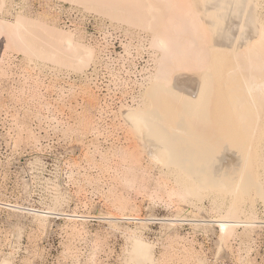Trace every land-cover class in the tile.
I'll return each instance as SVG.
<instances>
[{
  "label": "bare ground",
  "instance_id": "bare-ground-1",
  "mask_svg": "<svg viewBox=\"0 0 264 264\" xmlns=\"http://www.w3.org/2000/svg\"><path fill=\"white\" fill-rule=\"evenodd\" d=\"M49 1L47 9L32 14L28 0H0V37L30 70L88 78L104 50L110 54L107 39L97 42L81 25L62 28L58 6L138 36V44L127 42L119 55L130 64L123 66L124 86L136 88L127 89L131 103L113 112L125 142L101 152L102 160L118 158L124 165L127 192L109 190V207L98 216L67 211L65 205L82 190L62 191L59 179L45 180L51 197L43 207L0 201L10 230L0 264H17L28 227L42 240L59 219L68 237L62 255L71 264H105L102 253L118 236L125 243L121 264H208L210 254L216 263L230 258L258 264L264 234V0ZM142 50L149 60L139 70ZM0 64V76H8L4 58ZM82 120L91 124L89 117ZM99 130H92L96 140ZM30 139L39 141L33 133ZM31 184L24 181L25 195H31ZM130 192L149 197L145 217ZM159 198L167 199L165 218L156 215ZM90 219L105 226L103 235L89 230ZM154 224L160 230L151 240ZM187 226L191 232H182ZM41 251L37 244L31 258L27 248L18 264H37Z\"/></svg>",
  "mask_w": 264,
  "mask_h": 264
},
{
  "label": "rangeland",
  "instance_id": "rangeland-1",
  "mask_svg": "<svg viewBox=\"0 0 264 264\" xmlns=\"http://www.w3.org/2000/svg\"><path fill=\"white\" fill-rule=\"evenodd\" d=\"M28 1V9L32 14L42 12L47 9V3H51L49 0ZM65 8L79 12L82 17L79 23L75 22L73 26H60L73 28L74 25H81L85 29L83 22L92 18L95 23L87 21L88 32L102 44H105L107 39L110 44L107 52L110 54L104 50L105 53H102L96 66L86 72L88 78L82 74L56 71L52 68L30 70L23 61V56L14 49L7 51L6 39L0 37V63L4 58L5 67L9 70L8 76H0V201L43 207L42 203H49L51 197V192L44 188L45 180L59 179L62 182V191L73 195L80 188L82 190L81 194L74 196L68 203L69 206L65 205L67 211L76 210L80 215H87L90 211L91 216H98L100 211H107L109 207V190L127 192H123L126 188L121 184L124 165L118 158L102 160L101 152L106 153L113 145L119 146L125 142H120V138L125 137L126 133L115 127L118 122L115 121L113 112H116L122 102L131 103L129 90L136 88L132 84L130 88L124 86L123 80L127 75L123 66L128 67L130 64L124 62L119 55L124 54L123 46L127 42L138 44V36L126 35L124 30H115L109 22L101 24L98 17L73 10L66 4L56 8L60 16ZM129 36L136 38L135 41ZM141 54L144 59L138 60L139 70L147 66L149 60L146 51L142 50ZM137 79L141 80L140 75ZM83 90L91 92L93 98ZM85 117L90 118L89 126L81 122ZM98 128L100 137L96 140L92 130ZM31 133L38 137V142L30 139ZM92 142L98 145L99 152L95 151ZM25 180L32 183L30 196L24 192ZM130 194L133 199L137 198V203L142 206L141 215L145 217L149 197L141 194L138 196L134 192ZM156 201L159 204L156 215L159 218L167 217V199L159 198ZM205 204L208 206L209 202L206 201ZM7 217L8 212L0 210V253L7 250L6 237L10 235ZM89 221L88 228L93 234L97 231L101 235L104 234L103 224L96 219ZM63 223L64 220H57L53 231L42 240L39 233L28 227L23 235L22 249L17 255V264L28 255L27 248L32 258L37 244L42 247L41 256L36 260L37 264H71V261L64 260L62 255L64 244L68 242V237L61 229ZM189 228L185 227L182 232H191ZM151 229L148 236L155 240L160 230L159 224L151 225ZM109 240L111 251L107 248L106 253H102L103 260L105 264H121L119 255L122 254L124 239L118 236ZM211 242H206V245L212 246ZM258 251V264H264V234L259 240ZM210 255L208 264H236L235 260L230 258L216 263Z\"/></svg>",
  "mask_w": 264,
  "mask_h": 264
},
{
  "label": "built area",
  "instance_id": "built-area-1",
  "mask_svg": "<svg viewBox=\"0 0 264 264\" xmlns=\"http://www.w3.org/2000/svg\"><path fill=\"white\" fill-rule=\"evenodd\" d=\"M56 12V9L53 10ZM66 11L64 10L62 15H61V25L63 26H66V27H69V26H72L75 22H78L80 21V18L82 17V15L78 12H71L70 14H66L65 13ZM91 20V21H90ZM87 21H90V23L92 24L95 23V21L92 19V18H87L85 22H83L85 24V29L88 32V28H87ZM82 23V22H81ZM89 35H92V34H89Z\"/></svg>",
  "mask_w": 264,
  "mask_h": 264
}]
</instances>
